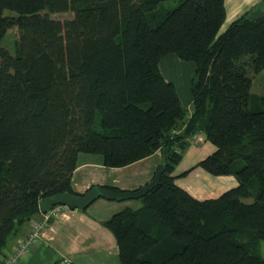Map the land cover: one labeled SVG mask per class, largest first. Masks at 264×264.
I'll return each mask as SVG.
<instances>
[{"label": "trees", "instance_id": "obj_1", "mask_svg": "<svg viewBox=\"0 0 264 264\" xmlns=\"http://www.w3.org/2000/svg\"><path fill=\"white\" fill-rule=\"evenodd\" d=\"M223 19V0H0V43L18 32L13 54L0 47V252L40 199L77 195L78 154L122 168L158 151L141 207L102 223L118 264H264V96L251 95L264 16L218 34ZM166 55L194 65L189 113L158 71ZM196 134L215 149L195 167L237 182L215 199L170 176Z\"/></svg>", "mask_w": 264, "mask_h": 264}, {"label": "crops", "instance_id": "obj_2", "mask_svg": "<svg viewBox=\"0 0 264 264\" xmlns=\"http://www.w3.org/2000/svg\"><path fill=\"white\" fill-rule=\"evenodd\" d=\"M260 1L236 0V3L239 4V7L241 5L243 10L245 8V14L248 15L249 19H257L264 16V2L261 3ZM162 59L157 63L158 71L165 82L174 86L180 105L189 113V92L186 91L187 94H181V96L177 91L175 82L181 80L185 83L184 81H186V87L189 88L194 65L191 62L185 63L181 60L182 63H180L178 58V60H167L169 63L180 67L178 69L171 67L172 72L168 71V64L162 65ZM183 69L188 73V79L176 71ZM178 85L184 87V84ZM214 149L202 134L192 136L187 141L180 161L170 173V176L174 178V185L197 201L215 199L223 192L237 186L234 177L211 176L195 167ZM91 157L86 154L76 156L75 168L71 174L70 182L72 191L77 195L84 193L91 186L113 188L118 192L136 191L151 180L160 163L158 151L122 168L103 167L101 158L95 157L96 160H90ZM185 171H188L186 175L179 177ZM140 207L141 204L137 199L121 202L97 199L82 211L69 210L59 206L58 215L48 220L39 240L30 249L28 258L22 264H61L63 260L69 261L70 264H118L114 239L109 231L102 226V223L122 209L127 208L135 211ZM35 219H39V214L33 217V220ZM27 230L28 226L24 224L16 236L7 242L1 253H7L15 245L17 239L25 235Z\"/></svg>", "mask_w": 264, "mask_h": 264}, {"label": "water", "instance_id": "obj_3", "mask_svg": "<svg viewBox=\"0 0 264 264\" xmlns=\"http://www.w3.org/2000/svg\"><path fill=\"white\" fill-rule=\"evenodd\" d=\"M163 171V163L160 162L153 174V177L144 186L133 192H118L115 193L110 189L102 188L100 186H91L84 193L80 195H72L69 193H60L38 201V212L44 214L55 206L68 208L69 210L82 211L86 209L93 201L97 199H104L107 201H127L136 200L144 196L157 183L160 174Z\"/></svg>", "mask_w": 264, "mask_h": 264}, {"label": "rangeland", "instance_id": "obj_4", "mask_svg": "<svg viewBox=\"0 0 264 264\" xmlns=\"http://www.w3.org/2000/svg\"><path fill=\"white\" fill-rule=\"evenodd\" d=\"M260 2L263 3L264 0H261ZM223 4H224L225 11H226V15L224 16L222 24L218 30V34L221 33L231 21H233V20H235V19H237V18H239L245 14V8L243 10L242 9L243 7L241 5L239 7V4L236 3V0H223ZM50 18H52L53 20H56L58 22H63L65 20L70 19L71 14H69V13L54 14V15H51ZM17 37H18L17 29L15 27L9 29L6 32L4 38L2 39V41L0 43V47L4 50L8 51L9 53L13 54L14 49H15V44L17 41ZM171 58H173V59H171ZM175 59H177V58L174 57L173 55H168L164 59H162L161 62H162L163 66H164V64H168V68H167L168 71L173 72V70H170L171 67L175 68V69H178L180 67H177L176 65L169 63V61H167V60H175ZM178 61L180 63L183 62V61L181 62L180 60H178ZM185 63H188V62H185ZM162 65H161V69H162ZM176 71H179L178 72L179 75H183V77H187V79H188V73L185 72L184 69L183 70H176ZM190 78H191V76H190ZM184 82L185 83H183L181 80L175 82V85H177V91L180 95L185 94L186 91L188 92V90H187L188 87H186L187 82L186 81H184ZM178 84H184V87L182 88ZM251 95L258 96V97L264 96V71L259 73L253 79V83H252V87H251ZM86 155L90 156V157L92 156L90 160H96L95 157H97L98 159L100 158L98 155H88V154H86ZM258 249H259V254L264 258V242L259 243Z\"/></svg>", "mask_w": 264, "mask_h": 264}, {"label": "built area", "instance_id": "obj_5", "mask_svg": "<svg viewBox=\"0 0 264 264\" xmlns=\"http://www.w3.org/2000/svg\"><path fill=\"white\" fill-rule=\"evenodd\" d=\"M58 208L59 206H55L44 214L38 212L39 219H30L26 223L28 230L25 235L17 239L15 245L7 253L2 254L0 252V264H22L28 258L30 249L39 240L40 234L48 220L58 215ZM61 264L70 263L69 261L63 260Z\"/></svg>", "mask_w": 264, "mask_h": 264}]
</instances>
